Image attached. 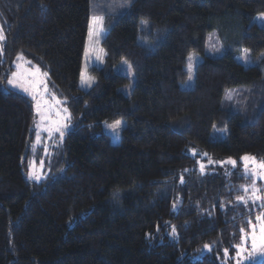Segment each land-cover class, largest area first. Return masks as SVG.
Here are the masks:
<instances>
[{
  "label": "trees",
  "instance_id": "obj_1",
  "mask_svg": "<svg viewBox=\"0 0 264 264\" xmlns=\"http://www.w3.org/2000/svg\"><path fill=\"white\" fill-rule=\"evenodd\" d=\"M98 2L0 0V264H225L224 250L233 258L240 228L261 212L236 196L252 181L240 158L264 160V57L245 66L234 54L264 55V28L252 22L264 0ZM96 13L105 63L89 69L97 83L83 90ZM212 31L226 49L221 58L205 55ZM193 53L203 59L194 87L183 89ZM20 55L72 110L76 124L52 157L30 151L32 103L1 88ZM122 61L135 76L130 96L120 91L129 78L114 72ZM236 87L249 91L232 112L222 104ZM118 120L127 125L113 144L103 124ZM181 122L183 131L174 128ZM215 126L227 136L212 140ZM197 149L207 155H192ZM33 158L50 170L39 182L28 176ZM230 158L235 167L216 165Z\"/></svg>",
  "mask_w": 264,
  "mask_h": 264
},
{
  "label": "rangeland",
  "instance_id": "obj_2",
  "mask_svg": "<svg viewBox=\"0 0 264 264\" xmlns=\"http://www.w3.org/2000/svg\"><path fill=\"white\" fill-rule=\"evenodd\" d=\"M109 1V0H108ZM112 1L117 2V0H111ZM122 1H128V0H122ZM100 4H101V0H100ZM113 4H115L113 2ZM92 5L94 8L99 5L98 0H92ZM264 14H259L257 15L254 19H253V23H256L258 26L263 27L264 28V20L259 19V17H261ZM93 16H98V17H103L100 14H92V16L90 17V23H92V17ZM102 28V31L100 32V36H99V42L96 43L94 40H90L89 39V34L87 36V40H86V45H85V49H88V56H85V50H84V60H83V65H82V69H81V73L83 72L85 74V77H91L94 78V82L91 84V86H87L84 85L82 86L81 84V77H80V86L83 90H89L90 88H92L96 83H97V79L90 74L89 69L90 68H102L104 66L105 63V51L101 45V42L103 40V38L105 37V30H104V17H103V23L100 26ZM0 28L3 29L2 23L0 21ZM3 33L5 36V32L3 29ZM89 33V30H88ZM6 38V36H5ZM5 42V39L3 41H0V45H3ZM245 48L240 49L238 52H236L234 54V58L237 62L245 65V66H252V65H258L262 58L264 57V55H261L259 58L253 57L252 54L250 53L249 50H247V52H245ZM226 54V49L223 46L221 40L218 37V33L216 31H212L208 34V38H207V47H206V56L212 57V58H221ZM193 60L191 61L193 67H192V79L191 80H187L186 82L181 84V87L183 89H191L194 87V82H195V71H196V67L197 65L201 62V60L203 59V57L200 54L197 53H193ZM190 61L188 59L187 65H186V70L188 71V65H189ZM127 64H130L127 62ZM127 64L124 63V61L118 63L116 66H114V72L121 74V75H125L129 78V83L126 84L125 86L120 88V91L126 95V96H130L132 93V89H133V85H134V81H135V76H134V72L133 69H131L130 71L128 70ZM17 65H20V67L18 68ZM15 71L14 72H20L22 74H24V76L27 79H31L30 77V73L34 72L36 68L40 69V73L38 74V78L42 79L44 81V85L47 86V91L45 92L44 89V85H39V91L40 92H44V100H47L50 104H52V108L51 110H48L45 112V116L47 117L46 119H41V116L37 114L36 112V102L32 99V97L22 91L19 88H13L12 86L8 85L7 80L1 85V88L4 91H13L16 92L18 94H21L23 96H25L33 105L34 108V112H35V121H34V138H33V142L30 146V151L31 153L35 156L37 154V150L42 151L43 153H45L48 157H52L53 154L61 148V146H63L65 137L68 133V130L70 128H72L76 123H74V117L72 115V110L70 109V107L68 106V104L66 103V101H63L61 99H59L57 96H55L54 94H52L49 90V81H48V74L46 76H44L43 74L46 73L43 69H41L40 67L34 66L31 63L28 62V60H26L23 57V60H16L15 62ZM11 76V74H10ZM9 76V77H10ZM249 89L245 88V87H236V88H232L226 91L224 99H223V108L232 112H239L241 110V106L242 104H246L247 102V93H248ZM53 97H55V100H59L61 103L60 104H56L55 100L53 99ZM67 108L68 112L71 114V119L70 121L68 120H62L61 118L65 115V113L63 112V109ZM57 112L60 113L59 116H57ZM54 121H61L63 124H66V127H63L61 130L63 131V138L61 139L60 137V133L59 132H52L51 134L46 131V128H50L53 127V123ZM120 121V126L118 128H116L115 130H113L112 127H109L110 125H114L115 122H110V123H105L103 124V131L104 133H106L107 135H109L110 140L113 144H119L121 141V133L122 130L125 128V126L127 125V122L125 120H118ZM175 129L179 130V131H183V122H181L180 124L178 123V125L174 126ZM37 132H39V136L40 139L39 141H37ZM225 136H227V128L222 127V126H215L212 133H211V139L212 140H218V139H223ZM33 145H35V148L33 147ZM195 154H200L202 156H205V152H202L200 150H195ZM193 155V153H192ZM228 160L224 161V162H219L216 165L218 166H223L224 164L227 163ZM32 162L34 163L35 166V170L38 173H42V179L39 181L44 180L45 178H47V176L50 173V170L48 168V166L46 165V159L43 160L41 162L40 165L36 164V158L32 159ZM237 164V163H236ZM204 165H212L211 163H204ZM226 165H230L233 166L231 164H226ZM30 171V169H29ZM29 176V175H28ZM30 179V178H29ZM30 180H35V179H30ZM37 181V180H35ZM38 181V182H39ZM258 183L257 187H259L258 185H262L264 187V180H259L258 179ZM252 182V181H251ZM257 182V181H256ZM251 184V183H250ZM251 203V202H250ZM256 208H261L260 206V202H257L254 205ZM258 211H264V208H261V210ZM247 248H248V252L252 253L251 258H248L247 256L245 257L244 260V264H261L264 263V255H260L259 252H252L251 249V239L250 237L248 238L247 242ZM224 263L225 264H236V254L233 256V258H230V256H225L224 255Z\"/></svg>",
  "mask_w": 264,
  "mask_h": 264
},
{
  "label": "snow or ice",
  "instance_id": "obj_3",
  "mask_svg": "<svg viewBox=\"0 0 264 264\" xmlns=\"http://www.w3.org/2000/svg\"><path fill=\"white\" fill-rule=\"evenodd\" d=\"M131 0H129L130 4ZM259 19L264 20V15L259 17ZM103 23V17L93 16L92 17V23L89 25V39L94 40L96 43L99 42V36L100 32L102 31V28L100 27ZM5 39L3 29L0 28V41H3ZM3 52V46L0 45V54ZM247 52V50H245ZM88 49H85V56H88ZM18 60H23V56L20 55L17 57ZM193 56H189V65H188V71L189 76L188 79H192V63ZM30 63V62H29ZM125 64H127V61H124ZM19 68L20 65H17ZM128 70L130 71L132 69L131 64H127ZM40 73V69L36 68L34 72L30 73L31 79H27L24 74L20 72H13L10 77L7 78L8 85L12 86L13 88H19L22 91L28 93L32 99L36 102V112L38 115L41 116V119H46L45 112L48 110H51L52 104H50L47 100H44V92L39 91V85H44V81L42 79L38 78V74ZM44 76L47 75V73L43 74ZM94 82V78L85 77V74L81 73V84L82 86L87 85L91 86V84ZM45 92L47 91V86L44 85ZM55 100V97H53ZM56 104H60L61 102L59 100H55ZM63 112L65 115L61 118L62 120H68L71 119V114L68 112L67 108L63 109ZM60 113L57 112V116H59ZM61 121H54L53 127L46 128L45 130L48 131L50 134L52 132H59L61 139L63 138V131L61 130L63 127H66V124H63ZM120 121H116L114 125H110L109 127H112L113 130L118 128L120 126ZM40 136L39 132H37V141H39ZM35 148V145H33ZM193 155H195V151L193 150ZM204 155H207L206 153ZM241 162L244 165V173L246 176L250 177L252 182L249 185H241V191L244 193V195H238L236 196V201L238 204H243L245 206L249 205V202H251L253 205H255L257 202H260L261 208H264V189L257 187L256 181L264 180V160H257L256 157L250 156V155H244L240 158ZM209 163H212L211 160H209ZM228 164L236 166L237 161L232 160L231 158L227 161ZM204 165H200V170L203 173L204 172ZM30 171L28 173L30 179H35L37 181L42 179V173H38L35 170V166L33 162L29 163ZM181 182L183 183V177H181ZM175 208V205H173ZM247 223V230L245 227L240 228L241 233V243L238 245H235V252H236V264H244L245 257L251 258L252 253L248 252L247 248V240L250 237L251 239V249L252 252H259L260 255H264V211H261L260 214L255 216V220L251 217L248 218L246 221ZM173 235H175V228L173 227ZM205 249L210 250V245L205 244ZM225 256L229 255L228 249H225Z\"/></svg>",
  "mask_w": 264,
  "mask_h": 264
}]
</instances>
